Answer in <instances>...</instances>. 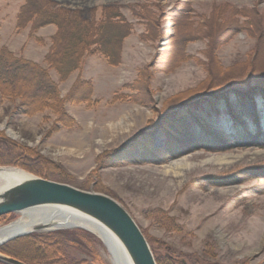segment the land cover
I'll return each instance as SVG.
<instances>
[{
	"label": "rangeland",
	"instance_id": "rangeland-1",
	"mask_svg": "<svg viewBox=\"0 0 264 264\" xmlns=\"http://www.w3.org/2000/svg\"><path fill=\"white\" fill-rule=\"evenodd\" d=\"M257 10L264 12V0H0V50L43 70L54 90L31 108L16 94L0 93V139L16 145L15 155H24L22 149L38 159L27 166L52 171L39 175L13 164L5 145L0 166L115 199L160 263L264 264V143L254 135L257 126L264 132L262 99L258 125L235 116L231 129L216 130V141L208 133L202 142L191 140L199 147L156 162L119 156L133 152L143 133L162 148L158 123L168 111L232 88L247 92L240 81L248 73L264 80ZM54 13L59 20L47 22ZM76 81L88 92L71 95ZM216 105L223 110L202 109L177 124L186 129L179 148L208 122L229 121L223 111L240 104L231 98ZM219 156L239 158L219 164ZM176 160L185 164L182 172H165ZM18 217L2 216L0 226ZM28 235L55 236L50 246L35 248L51 264H110L104 245L85 230ZM15 242L10 245H29Z\"/></svg>",
	"mask_w": 264,
	"mask_h": 264
},
{
	"label": "trees",
	"instance_id": "trees-1",
	"mask_svg": "<svg viewBox=\"0 0 264 264\" xmlns=\"http://www.w3.org/2000/svg\"><path fill=\"white\" fill-rule=\"evenodd\" d=\"M42 10H43V13H45V15H48L49 11L45 6L42 7ZM257 12L261 14V18L258 17V21H259L260 26L262 27V23L264 22V17H263L264 12L262 13V11H258V10ZM59 17L60 15H57L54 13L53 19H48L49 21L47 22L56 23V21L59 20ZM75 37L79 38V34H76ZM80 40H81V37H80ZM101 51H102L101 52L102 54L106 55L107 57L109 56L106 52V49L103 48L101 49ZM71 70H73V67L72 68L67 67L66 72H70ZM43 74H44V71L40 70L35 65H32L31 63H27L18 58H15L12 56L11 53L3 49L0 50V93H2L3 95L6 94L9 97L14 96V94H16L17 96H20L22 100L21 101L22 106L26 105L27 108L28 107L31 108V106L32 107L37 106L40 104L41 102L40 100L45 99L46 96H49L51 92L53 94L54 92L53 85L50 82L45 80V77ZM65 77L66 75L63 78ZM80 83L81 82L79 81H76L74 83V86L70 90L71 95L74 94L78 96L79 94L82 95L84 92L85 93L88 92L87 89H85L84 87H80L79 85ZM240 83L247 86V92H241V91L239 92V90L237 91L236 89L232 88L227 93H221L218 95L215 94V95L208 96L207 98H199L194 101H190L187 104H184L183 106L178 108V110L170 111V112L168 111L163 116V119L159 120V123H158L159 127L164 131V134H165L164 138H166L164 142L165 144L162 142L163 143L162 148L159 149L158 147H155L153 144H151L152 140L150 136H146V133L142 132L143 134H141V138H139L137 142L138 144L135 145L134 151L132 152L130 150L129 152L127 151L120 152L119 156L137 157V155H139V157L148 158V159H151L152 162H156L159 159L160 160L163 159V156L165 154H170L173 156L175 154H182V153L191 151L194 148L199 147L198 145H196V147H191V140H194L197 138L202 142L206 138L208 133H212V137H214L215 138L214 141H216V139H218V132H216V130H221V127L225 130L231 129L232 128L231 125L236 124L235 122V120L237 119L236 117H239L240 119H242L243 122L245 119L246 120L248 119V120L255 122V125H258L259 120L262 117L261 109L258 108V99H262L263 100L262 104L264 105V80L261 79L259 81H254L250 78V73H248L245 79H243V81H240ZM249 84H252V86H249ZM80 97L82 98L83 96H80ZM231 98H235V100L240 105L236 107L234 110L227 107L226 110L223 111L225 115L230 116V119L228 118L229 121L220 120V118H218L217 120L208 122L207 126H203V128H201L198 133L193 134V136H191L188 142L184 141L188 143L189 145H186L183 148H179L181 144L180 145L178 144L183 142L182 134H184L186 130L185 127H179L181 125L180 123L190 120L191 119L190 116H193V117L199 116L202 109L203 110L205 109L213 110L215 108H218L219 110L222 111L223 108L217 107L216 104L218 102L225 101L226 99L230 103ZM50 99H52V96H50ZM45 101L46 100H44V102ZM207 107L209 109H207ZM263 112H264V109H263ZM177 124H180V125H177ZM210 125L212 126L211 130L207 128ZM243 129L240 131H242V133H246L245 131H247V129L246 130L245 129L243 130ZM175 131H178L177 134L175 133ZM236 134L237 132H235V135ZM254 135L259 136V139H260L259 141L264 143V132L258 126H257V129ZM242 137H245V135L239 134V139H242ZM175 140H177V142ZM3 145L7 147L6 149L12 152V156L13 154L15 155L14 149L16 145H13L10 143H4L0 139V152H1ZM204 147L209 148L205 145ZM19 151L23 153L24 155L22 154L20 155V153L18 152L17 154L19 155L13 156L12 157L13 164L23 166L29 169L30 171L35 172L39 175H42L41 174L42 172L44 174H47L46 173L47 171L49 172L52 171V167L46 164L45 166H43V168L46 169V170L44 169L45 171H41L40 169L36 170L35 168H33V166L32 167L27 166L28 165L27 161L36 162L38 161V159L35 158V156H31L30 154H28L26 151L22 149ZM158 153H161V155L157 156ZM51 237H37L36 238L33 235H25L15 240L25 239V241L29 245L23 246V245L17 244V245L11 246L10 245L11 242L16 244L15 240H13L11 242H8V244L4 245L1 248V251L26 264H51L47 262L49 261V258L41 254L44 251L41 252L39 249H35L36 247L37 248L39 247V244L41 246L42 245H45L47 247L50 246V244L53 242L54 239H55L54 242L56 241L55 236H51ZM26 246H30V247H26ZM50 259H54V258L51 257ZM156 261L158 264H163L162 262L160 263V260L158 259H156ZM173 261H176V260H173ZM165 262H166L165 264H180L181 263L180 261L172 262L171 260H168V259H166ZM63 264H71V263L64 261Z\"/></svg>",
	"mask_w": 264,
	"mask_h": 264
},
{
	"label": "water",
	"instance_id": "water-1",
	"mask_svg": "<svg viewBox=\"0 0 264 264\" xmlns=\"http://www.w3.org/2000/svg\"><path fill=\"white\" fill-rule=\"evenodd\" d=\"M10 167V166H9ZM5 166H0V172ZM29 173V172H28ZM17 183L0 186V216L43 206L73 209L99 223L122 244L132 264H157L150 246L133 217L115 199L97 192L39 177L32 173ZM43 228L36 227L38 231ZM27 233L7 236L0 244ZM0 262L25 264L0 253Z\"/></svg>",
	"mask_w": 264,
	"mask_h": 264
},
{
	"label": "bare ground",
	"instance_id": "bare-ground-1",
	"mask_svg": "<svg viewBox=\"0 0 264 264\" xmlns=\"http://www.w3.org/2000/svg\"><path fill=\"white\" fill-rule=\"evenodd\" d=\"M237 158H239V156H219L214 157V161L219 164H227L232 163ZM182 165L185 164H183L181 160L172 161L165 167V172L172 171L175 174H178L182 172L178 169ZM4 170L7 172H0V186L17 183L25 177L31 176L24 168L5 167ZM17 213L19 214L18 218L0 226V242H2L7 236L16 235L19 232L27 233L25 235L31 234L34 228L40 226L44 231L79 228L93 234L97 239H99L107 250L110 264H132L131 259L126 253L121 242L112 233L99 223L94 222L91 218L82 215L73 209L60 206H43ZM22 236L15 237L13 240ZM0 253L5 254L3 252ZM0 263L6 264L3 262Z\"/></svg>",
	"mask_w": 264,
	"mask_h": 264
}]
</instances>
